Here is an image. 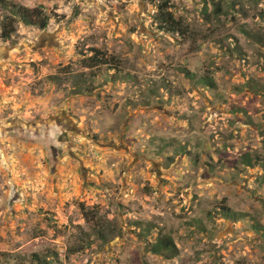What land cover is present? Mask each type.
<instances>
[{
	"label": "rangeland",
	"instance_id": "rangeland-1",
	"mask_svg": "<svg viewBox=\"0 0 264 264\" xmlns=\"http://www.w3.org/2000/svg\"><path fill=\"white\" fill-rule=\"evenodd\" d=\"M9 1L63 17L0 37V121L65 112L36 141L78 169L23 191L0 174V264H264V0H169L184 33L163 0ZM90 46L118 68L85 67Z\"/></svg>",
	"mask_w": 264,
	"mask_h": 264
},
{
	"label": "crops",
	"instance_id": "crops-1",
	"mask_svg": "<svg viewBox=\"0 0 264 264\" xmlns=\"http://www.w3.org/2000/svg\"><path fill=\"white\" fill-rule=\"evenodd\" d=\"M64 113L65 112L58 113L56 116L65 115ZM18 116H16L15 119L19 125L15 124L13 127H5V125L14 120L0 121V174L4 173L5 178L13 185L17 183L15 187H18L20 191H23L26 186L25 180L30 181L33 187L40 189L41 187L39 188L38 184H41V182L43 183V179H47L48 173L53 176L58 185L59 183L62 184L63 181H65V185L72 182L73 178L75 179L77 176V163L71 161L68 157L57 155L54 166L50 167L52 165L51 162V165L45 166L42 162V157L44 156V158L48 157V159H52V153L51 156L50 154L47 155L42 151L41 144L36 141L38 138H44L42 144L47 146L50 145L48 143H50L49 138H52V133L47 136V131L42 129L46 127L47 130L49 129L51 132V130L54 129V123H52L51 120L55 119L52 117L56 116H52L51 120H46L47 122L36 124L34 122L32 124L24 123V120L18 119ZM56 124H58V126L62 125L61 118L55 125ZM27 133H31L32 135L28 137ZM54 159L55 158H53V162H55ZM66 161L71 164L69 167ZM38 164L44 166V168L38 166ZM18 173L20 175L16 176L15 174ZM21 174H25V177H20Z\"/></svg>",
	"mask_w": 264,
	"mask_h": 264
},
{
	"label": "trees",
	"instance_id": "trees-1",
	"mask_svg": "<svg viewBox=\"0 0 264 264\" xmlns=\"http://www.w3.org/2000/svg\"><path fill=\"white\" fill-rule=\"evenodd\" d=\"M217 7L219 8V4ZM0 6H2L5 10H7V14L4 15L1 23H0V37L3 40H8L12 36V34L16 31V24L18 22L23 23L26 26H34L39 29H45L49 25L50 20L55 17L60 20L63 15L58 14L55 10L51 12H47L45 7L40 4L37 6H24L21 4H17L15 2H11L9 0H0ZM160 11L158 14V19L162 23V27L168 30L178 31V33H184V28L180 20L174 17L172 11L169 10L170 2L169 0H163L162 4L159 6ZM261 41V40H260ZM88 53L83 54V63L84 66L92 69H100L102 66L118 68L117 61L113 56H108L106 52L96 46H90L86 50ZM114 74L112 75V77ZM50 79H54L55 75H49ZM207 79L206 86L212 87V80ZM256 157V156H255ZM255 159H253L250 154H245L244 163L246 165L255 164ZM86 215V212H85ZM151 252L155 254L165 255L168 258L174 257L178 250L173 241V239L169 236L158 235L153 243L150 244L148 248ZM10 256L8 252L0 250V259ZM34 257L38 264L47 263V259L42 260L37 255L34 254ZM21 263V262H19Z\"/></svg>",
	"mask_w": 264,
	"mask_h": 264
}]
</instances>
